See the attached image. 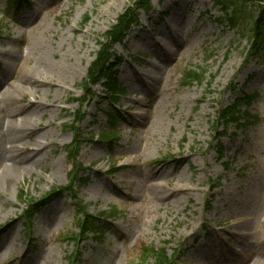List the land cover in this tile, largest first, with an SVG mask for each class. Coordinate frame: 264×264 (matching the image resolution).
Returning a JSON list of instances; mask_svg holds the SVG:
<instances>
[{"label": "rangeland", "instance_id": "obj_1", "mask_svg": "<svg viewBox=\"0 0 264 264\" xmlns=\"http://www.w3.org/2000/svg\"><path fill=\"white\" fill-rule=\"evenodd\" d=\"M134 1L31 0L20 9L0 0L2 89L17 73L43 70V58L54 68L65 61L75 64L62 88L38 91L28 82L8 98L16 106L29 103L36 93L51 101L46 116L33 118L50 119L54 125L47 135L55 139L45 156L35 157L39 165L19 170L8 185L2 180L9 167L3 131L9 134L12 117L8 101L0 97V230L16 221L0 235V264H70L77 246L67 236L78 232L79 204L89 214L115 207L123 213L118 210L121 215L101 235L90 234L75 264H136L143 243L165 245L170 256L179 248V264H264V63L248 62L251 19L243 21L238 34L211 0H192L193 10L183 9L181 40L164 60L153 52L152 41L164 37L157 31L180 1L155 0L151 12L142 13L126 42L114 46L124 59L119 67L124 94L116 105L104 97L85 108L81 130L86 140L79 157L85 169L79 176L89 175V181L76 178L44 208L29 206L43 201L53 187L68 184L66 146L74 140L68 124L80 109L71 101L82 97L100 44L109 45L103 35ZM18 54L28 59L17 63ZM189 68L206 69L205 82L182 86V73ZM93 90L106 91L101 85ZM256 91L262 94L251 109L261 119L247 129L231 125L221 138L226 156L220 159L215 149L220 103ZM108 114L120 116L119 139L111 151L109 143L97 141L112 129ZM33 141L27 138L26 145ZM113 163L122 169L112 176ZM156 168L176 172L153 178L150 170ZM169 181L192 189L167 199ZM27 211L33 212L32 231L27 230ZM154 263L151 257L143 264Z\"/></svg>", "mask_w": 264, "mask_h": 264}, {"label": "bare ground", "instance_id": "obj_2", "mask_svg": "<svg viewBox=\"0 0 264 264\" xmlns=\"http://www.w3.org/2000/svg\"><path fill=\"white\" fill-rule=\"evenodd\" d=\"M176 1H180V4L171 9V16L160 25V29L157 31V34L164 35V37L154 36L152 41L154 46L153 52L162 60L173 54V47L177 46L181 40L180 27L184 17L183 9H188L190 12L193 10L191 6L192 0H174L173 2L176 4ZM200 15H202V13ZM163 38H165V40ZM26 59H28V54H18L17 63H19L20 60ZM48 62L49 59L45 60L43 58L42 63L45 66L43 70L34 69L28 72L25 71L22 74L17 73V75L12 77L11 81L6 82V87L4 89H2L3 87L0 85V97L8 101V106L10 107V109H8V115L12 117L11 124L8 126L9 134L3 131V135L6 137L8 143V145H6V151L8 152L6 161H9V167L2 174V180L6 185L14 178V175L19 173V170L28 169L32 165H39L37 160L41 156H45L47 154V149L52 147L55 143V139H49L47 135L48 129L52 128L54 123L50 119L46 123H43L41 120L38 122L33 118L34 115L46 116L47 110L53 105L51 101L39 99L38 93L35 94V99L29 100V103L20 106H16L14 102L9 105L8 100V98L13 96V93L17 91L20 85H24L28 82L34 85L38 91L48 86L62 88L69 77V73L74 69L75 64H68V61H65V66L54 68L52 65H47ZM153 66L158 68L156 63H153ZM137 75L139 78L142 77L139 72H137ZM47 95L49 96L48 93ZM35 136H38V138H35ZM32 137H34L33 143L31 145H26L27 138ZM37 155H39L38 159L35 158ZM175 172L176 170L169 173L156 168L150 170V176L153 178H161L165 175L174 174ZM166 186L168 189L167 199L175 197L180 193L187 194L188 191L192 189L181 183L172 181H169ZM7 230L8 228H5L0 233H4ZM231 230L234 231L233 227Z\"/></svg>", "mask_w": 264, "mask_h": 264}, {"label": "trees", "instance_id": "obj_3", "mask_svg": "<svg viewBox=\"0 0 264 264\" xmlns=\"http://www.w3.org/2000/svg\"><path fill=\"white\" fill-rule=\"evenodd\" d=\"M16 2V0H12ZM218 5H220L227 16L232 26L237 27L241 20L244 18H249L253 22L249 30H251L250 36V49L248 54L253 56L256 52L264 51V0H214ZM253 6H249V4ZM153 5V0H136L133 2L132 6H129L127 10L119 16L117 22L112 25L110 30L104 35V38L109 41L108 47L105 48V44L101 43V50L98 52L97 60L90 67V74L86 86L84 87L85 94H87L83 100V103L88 99H93L95 97L94 92L92 91V85L97 83H103V80H106V87L108 88L109 94L108 97L115 101L118 96L121 88L118 87L115 63L112 59L119 60L116 56H113L111 52L112 45L114 43L123 42L127 37V34L131 27L134 24H137L140 17V11L143 9L149 11ZM247 16V17H246ZM108 44V43H106ZM207 70L205 69H189L185 76V85L192 84L194 82L203 83L207 78ZM80 100V99H77ZM243 105H248V102L243 101L242 99H236V101L230 106L222 109L220 111V119H222L223 125L227 127L229 124H236L239 128H247L252 124L255 119L253 116L248 113L246 110L242 109ZM85 118V115L81 119L77 120V124H80L81 120ZM112 123H115V118H112ZM71 129H74L72 125ZM76 133L79 132L78 129H75ZM118 132L111 131L108 133L102 134V139L105 141L113 142L117 137ZM222 134H227V131H223ZM81 140H76L68 148L69 159L75 165L76 171L80 172L82 169L81 165L78 163V156L81 149ZM220 151V157L224 156L222 145L218 146ZM78 172V174H80ZM25 193L21 194L23 198ZM108 215L109 217L119 215V211L115 208H112L110 211L101 213V216ZM99 223L97 217L94 215H87L84 220L85 231L98 232ZM151 257L155 258V264H171V258L167 255L165 248L155 249L153 247L144 245L140 263L146 262Z\"/></svg>", "mask_w": 264, "mask_h": 264}]
</instances>
